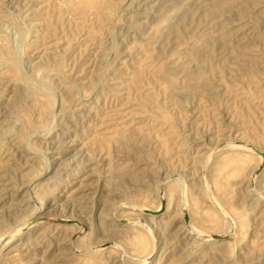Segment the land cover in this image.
I'll return each mask as SVG.
<instances>
[{
  "label": "rangeland",
  "instance_id": "1",
  "mask_svg": "<svg viewBox=\"0 0 264 264\" xmlns=\"http://www.w3.org/2000/svg\"><path fill=\"white\" fill-rule=\"evenodd\" d=\"M0 74V264H264V0H0Z\"/></svg>",
  "mask_w": 264,
  "mask_h": 264
},
{
  "label": "bare ground",
  "instance_id": "2",
  "mask_svg": "<svg viewBox=\"0 0 264 264\" xmlns=\"http://www.w3.org/2000/svg\"><path fill=\"white\" fill-rule=\"evenodd\" d=\"M39 1H40V0H39ZM139 3H140V2H139ZM57 5H58V4H57ZM84 5L87 6L86 4H84ZM52 6H53V5H52ZM47 7H48V6H47ZM81 7H82V6H81ZM131 7H132V6H131ZM133 7H134V6H133ZM148 7H149V6H148ZM158 7H159V6H158ZM36 8H37V7H36ZM59 8H60V7H59ZM84 8H85V7H84ZM86 8H87V7H86ZM86 8H85V9H86ZM88 8H89V7H88ZM141 8H142V7H141ZM53 9H54V7L52 8V10H53ZM78 9H79V8H78ZM85 9H83V10L85 11ZM41 10H42V9H41ZM57 10H58V7H57V9H56L55 11H57ZM59 10H62V9H59ZM59 10H58V12H60ZM81 10H82V8H81ZM81 10H80V11H81ZM136 10H137V9H136ZM53 11H54V10H53ZM53 11H52V12H53ZM61 12L63 13V11H61ZM61 12H60V13H61ZM94 12H95V11H94ZM81 13H83V12H81ZM52 14H53V13H52ZM57 14L59 15V13H57ZM57 14H56V15H57ZM88 14H89V13H88ZM90 14H91V13H90ZM134 14H135V13H134ZM78 15H79V14H78ZM85 15H86V14H85V12H84V15H83V16L85 17ZM92 15H93V14H92ZM97 15H98V14H97ZM145 15H146V14H145ZM68 16H69V15H68ZM80 16H81V15H79L78 17L80 18ZM83 16H81V17H83ZM133 16H134V15H133ZM46 17H47V16H46ZM126 17H127V16H126ZM55 18H56V17H55ZM69 18H70V17H69ZM76 19H77V18H76ZM82 19H83V18H82ZM44 20H45V19H44ZM56 20H57V19H56ZM56 20H55V21H56ZM83 20H84V19H83ZM42 21H43V20H42ZM48 21H49V19H48ZM80 21H81V20H80ZM129 21H130V20H129ZM131 21H132V20H131ZM81 23H82V21H81ZM68 24H69V23H68ZM79 24H80V23H79ZM135 24H136V23H135ZM41 25H42V24H41ZM140 25H141V24H140ZM4 26H5V25H4ZM5 27H6V26H5ZM5 27H4V28H5ZM50 27H51V26H50ZM129 27H130V26H129ZM6 28H7V27H6ZM6 28H5V29H6ZM13 28H14V27H13ZM43 28H44V25H43ZM43 28H42V29H43ZM131 28H132V27H131ZM7 29H8V28H7ZM44 29H45V28H44ZM73 29H74V28H73ZM78 29H79V28H78ZM80 29H81V28H80ZM85 29H86V28H85ZM32 30H33V29H32ZM64 30H65V29H64ZM87 31H88V30H87ZM87 31H86V32H87ZM13 32H14V31H13ZM14 33H15V32H14ZM17 33H18V32H17ZM58 34H59V33H58ZM66 34H67V32H66ZM17 35H18V34H17ZM41 35H42V34H41ZM68 35H69V34H68ZM14 36H15V35H14ZM87 36H88V34H87ZM72 37H73V35H72ZM83 37H85V36H83ZM88 37H89V36H88ZM64 38H65V37H64ZM76 38H77V37H76ZM70 39H71V38H70ZM57 41H58V40H57ZM55 42H56V41H55ZM118 42H119V41H118ZM70 43H71V42H70ZM55 44H57V43H55ZM1 45H3V44H1ZM30 45H31V44H30ZM46 45H47V44H46ZM42 46H43V45H42ZM70 46H71V45H70ZM43 47H44V46H43ZM81 48H82V47H81ZM83 48H84V47H83ZM48 50H49V49H48ZM79 50H80V49H79ZM4 51H5V49H4ZM47 52H49V51H47ZM45 56H46V55H45ZM55 57H56V56H55ZM39 58H41V57H39ZM42 58H43V57H42ZM42 58H41V59H42ZM51 60H52V59H51ZM49 61H50V60H49ZM53 61H54V60H53ZM69 61H70V60H69ZM25 63H26V62H25ZM1 65H2V64H1ZM21 65H22V64H21ZM31 67H32V66H31ZM31 67H30V68H31ZM10 69H11V68H10ZM12 72H13V71H12ZM47 72H48V71H47ZM50 72H51V71H50ZM29 73H30V72H29ZM57 73H58V72H57ZM58 74H59V73H58ZM0 75H1V74H0ZM49 78H50V77H49ZM51 78H52V77H51ZM63 78H64V77H63ZM31 79H32V78H31ZM45 82L47 83V81H45ZM48 82H49V79H48ZM47 85H48V84H47ZM127 86H128V85H127ZM50 87H51V86H50ZM2 88H3V87H2ZM51 88H53V87H51ZM125 99H126V98H125ZM14 104H15V103H14ZM82 106H83V105H82ZM14 108L16 109L17 107H14ZM226 146H227L228 149H229V148H231V149H235V148L241 149V148H242L240 145H239L240 147H238V145L236 146V145H232V144H231V145L228 144V145H226ZM0 177H1V176H0ZM1 178H2V177H1ZM0 180H1V179H0ZM1 183H2V182H1ZM4 190H5V189H4ZM13 196H14V195H13ZM134 221H135V220H134ZM137 223H138V222H137ZM139 224H140V221H139ZM142 226H143V224H142ZM193 232H195V231H193ZM12 235H13V234H12ZM14 237H16V236H14ZM14 237H13V238H14ZM11 238H12V237H11ZM11 238L9 237V240H10ZM151 253H153V252H150V254L148 255V257L145 258V259H149V256H151ZM146 262H147V261H144V262L141 263V264H146Z\"/></svg>",
  "mask_w": 264,
  "mask_h": 264
}]
</instances>
